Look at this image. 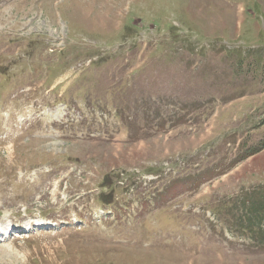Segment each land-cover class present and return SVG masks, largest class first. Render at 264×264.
<instances>
[{
	"label": "rangeland",
	"instance_id": "374dc122",
	"mask_svg": "<svg viewBox=\"0 0 264 264\" xmlns=\"http://www.w3.org/2000/svg\"><path fill=\"white\" fill-rule=\"evenodd\" d=\"M0 113V264H264V0H0Z\"/></svg>",
	"mask_w": 264,
	"mask_h": 264
}]
</instances>
